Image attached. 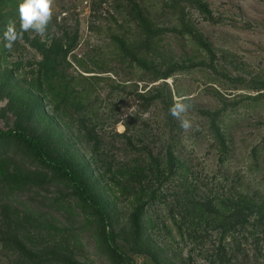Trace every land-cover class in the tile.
Returning <instances> with one entry per match:
<instances>
[{"label": "rangeland", "instance_id": "rangeland-1", "mask_svg": "<svg viewBox=\"0 0 264 264\" xmlns=\"http://www.w3.org/2000/svg\"><path fill=\"white\" fill-rule=\"evenodd\" d=\"M83 2L55 0L53 27L43 39L25 33L12 51H8L0 36V84L6 81L11 89H23L26 95L33 92L27 83L38 77V63L42 60L34 43L39 41L50 47L54 38L65 32L71 38L77 30L75 48L65 59L69 65L66 69L70 76L79 79L99 77L82 83L94 84L90 100L95 102L99 129L108 142L105 150L107 159L113 163L111 171L120 169L124 163L127 168L148 165L149 160L141 150L146 147L159 157L161 164L168 144L175 145V156L182 165L169 182L151 180L157 198L143 207L148 252L140 254L130 247L124 249L136 264H150L157 255L165 264H213L204 250H210L217 241L216 233L200 229L191 238L185 229L179 231L174 223L179 221L175 193L186 179L189 184L197 185L199 195L208 194L210 188L215 191L222 188L226 193L231 180L238 181L235 184L238 191L264 194V91L260 90L264 85V0H131L130 4L120 2L119 8L116 0H103L96 7ZM136 7L143 11L150 29L161 34L151 40L145 38L135 19ZM115 39L137 54L147 69L131 63L130 58H123L117 46L120 43ZM84 65L93 73H85ZM170 67L175 68L171 78L152 80L149 69L163 71ZM16 84L19 89L14 87ZM162 85L168 87L170 95L166 86L160 89ZM150 88L158 89L164 101L170 96L173 104H192L188 117L193 128L185 132L173 116L168 123L160 102L139 115L135 93H145ZM9 105L7 97L0 98V129L13 127L15 117ZM45 107L50 114L47 100ZM205 112H219L228 146L225 156L209 133ZM63 127L74 147L91 157L90 147L82 141L76 127L70 124ZM124 135L131 138V146H126ZM95 173L116 191L123 224L135 205L132 197L121 196L110 181L112 176L118 179L120 174L104 173L99 166ZM55 191V187H50V194ZM54 216L58 226L73 231L69 234L72 253L65 254V260L60 263L50 264L71 261L111 264L96 241L93 225H81V218L74 219L62 211ZM4 253L2 259L7 262Z\"/></svg>", "mask_w": 264, "mask_h": 264}, {"label": "trees", "instance_id": "trees-1", "mask_svg": "<svg viewBox=\"0 0 264 264\" xmlns=\"http://www.w3.org/2000/svg\"><path fill=\"white\" fill-rule=\"evenodd\" d=\"M102 1L91 4L96 7ZM123 1L131 3V0H116L118 8ZM22 2L0 0V30L6 29L9 21H17L19 27L18 7ZM135 19L147 40L161 34L150 29L143 11L137 7ZM3 33L0 31V36ZM77 39L76 30L71 38L66 32L54 38L50 47L39 41L34 43L42 60L38 63V77L27 83L33 92L26 95L23 89H11L6 81L0 84V98H8V109L15 117L12 128L0 129V264H50L65 260L64 255L72 253L69 234L73 231L56 224L54 213L60 211L74 219L81 218V225L95 227L96 241L111 264H136L126 250L133 248L140 254L149 250V242L144 239L143 207L157 198L151 180L161 181V184L169 182L182 167L175 156V145L168 144L161 164L159 157L153 156L146 147L141 150L149 160L148 165L127 168L124 163L120 169L111 171L113 163L107 159L105 150L108 142L99 129L95 102L90 100L94 84L82 83L99 77L80 76L79 79L67 73L69 65L65 59L75 48ZM118 42L123 58H130L131 63L147 69L137 59V54L129 52L123 41ZM82 68L85 73H93L85 65ZM149 71L152 80H167L175 68ZM260 90L264 91V85ZM168 93L170 95L169 90ZM135 97L139 115L160 102L164 106V119L168 123L172 121L170 96L164 101L158 89L150 88L145 93H135ZM45 100L50 104V114ZM204 114L208 118L209 133L225 156L228 146L220 127L219 112ZM63 124L76 127L82 141L90 147L91 157L82 155L74 147ZM123 137L126 146H131V138ZM171 140L174 141V137ZM98 166L104 173L120 174L118 179L112 176L110 181L121 196L133 199L135 206L123 224L116 191L96 175ZM236 182L231 180L226 193L222 188L220 191L210 188L208 194L199 195L197 185L185 179L181 190L175 193L174 206L179 221L174 223L179 231L185 229L191 238V234L200 229L216 233L217 241L210 250H204L213 264H264V194L238 191ZM50 187H55V193L50 194ZM170 213H174V209H170ZM2 251L8 257L7 262L2 259ZM161 262L157 255L150 264H165Z\"/></svg>", "mask_w": 264, "mask_h": 264}, {"label": "clouds", "instance_id": "clouds-1", "mask_svg": "<svg viewBox=\"0 0 264 264\" xmlns=\"http://www.w3.org/2000/svg\"><path fill=\"white\" fill-rule=\"evenodd\" d=\"M19 27L17 21H9L3 34L4 46L12 51L14 45L21 41L25 33L44 38L53 27L55 17V0H23L18 7ZM193 105L186 102L174 103L170 108V114L179 121V126L185 131L193 128V123L188 114Z\"/></svg>", "mask_w": 264, "mask_h": 264}, {"label": "built area", "instance_id": "built-area-1", "mask_svg": "<svg viewBox=\"0 0 264 264\" xmlns=\"http://www.w3.org/2000/svg\"><path fill=\"white\" fill-rule=\"evenodd\" d=\"M94 1H97V0H84L83 4L88 6V5H91V3Z\"/></svg>", "mask_w": 264, "mask_h": 264}]
</instances>
